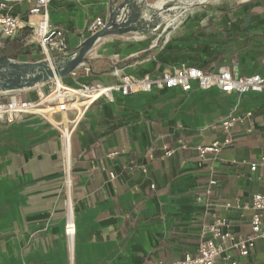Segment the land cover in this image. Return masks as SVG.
Instances as JSON below:
<instances>
[{"label":"crops","instance_id":"crops-1","mask_svg":"<svg viewBox=\"0 0 264 264\" xmlns=\"http://www.w3.org/2000/svg\"><path fill=\"white\" fill-rule=\"evenodd\" d=\"M35 4L8 6L24 26L0 36L10 44L0 56L41 60L28 27L39 19L29 13ZM107 6L108 0H52L49 21L70 50L87 38L94 18L105 21ZM158 35L110 37L89 54L90 66L60 81L110 84L116 69L140 78L181 65L264 78V0H215L188 11L156 45ZM39 90L18 96L33 101ZM113 100L96 101L71 135L68 191L58 130L36 115L0 122V264H69L70 256L72 264H173L195 254L215 218L226 219L235 235L250 233L251 198L264 192V90L226 94L193 86L114 93ZM248 112L251 118L231 130L229 146L199 154L223 140V120ZM235 201L239 209L225 208ZM69 203L76 227L70 246L63 233ZM261 227L264 233V218ZM233 257L264 264V236L248 257Z\"/></svg>","mask_w":264,"mask_h":264},{"label":"built area","instance_id":"built-area-1","mask_svg":"<svg viewBox=\"0 0 264 264\" xmlns=\"http://www.w3.org/2000/svg\"><path fill=\"white\" fill-rule=\"evenodd\" d=\"M21 0H0V36L12 37L23 26L20 17L8 14L7 8L10 4L19 3ZM52 0H36L35 7L30 10L31 15L39 19L35 24H29L31 37L37 42L43 60L51 61L69 51L65 34L55 28L49 21V6ZM104 25L102 17L94 18L87 26V32L92 35L99 31ZM115 82L110 84L95 83L90 85H78L68 87L61 83L60 79H54L36 89L45 86V90L37 91V98L33 101H24L18 93L2 94L4 100H0V122L10 123L22 119L26 115L41 117L59 132L66 159L65 188L70 189L69 178V145L71 135L79 125L85 111L100 99L113 102V94L120 93L122 96L137 93H148L154 90L180 89L187 92L193 86L200 90L218 89L226 94H245L249 92H262L264 90V78L258 75L239 77L228 68L217 71L205 72L195 67L181 65L169 72L159 76L151 77L146 74L140 78L122 74L120 70L112 73ZM251 113L244 116H232L220 123L224 134L222 141H214L209 146L198 148L202 156L206 153L218 154L231 143V130L237 123L243 122L245 118H251ZM64 120L66 122H64ZM171 151L166 150L165 156ZM151 158V156H150ZM260 163H264V158ZM257 163L250 164L253 172ZM113 177L112 175H110ZM211 184H215L211 182ZM226 209H239V201L225 204ZM250 209V233L238 236L228 230V222L224 218H215L209 226L210 237L202 241L193 256L186 255L173 264H239L233 257H248L255 248L256 241L264 236L262 231V220L264 218V192L256 193L251 198ZM76 227L73 219V209L68 204L67 218L63 233L67 239L68 246L71 245L75 235ZM72 264V256L69 257ZM156 264H164L158 262Z\"/></svg>","mask_w":264,"mask_h":264},{"label":"water","instance_id":"water-1","mask_svg":"<svg viewBox=\"0 0 264 264\" xmlns=\"http://www.w3.org/2000/svg\"><path fill=\"white\" fill-rule=\"evenodd\" d=\"M108 0L107 13L103 27L89 35L76 47L51 61L20 62L0 56V93H22L36 89L54 79H63L75 70L90 66L89 54L101 42L110 37H150L158 28L165 25L155 44L163 42L172 28L186 16L191 9L209 4L215 0ZM179 17L169 26L166 20L176 13ZM118 70V69H116Z\"/></svg>","mask_w":264,"mask_h":264},{"label":"rangeland","instance_id":"rangeland-1","mask_svg":"<svg viewBox=\"0 0 264 264\" xmlns=\"http://www.w3.org/2000/svg\"><path fill=\"white\" fill-rule=\"evenodd\" d=\"M149 2V1H148ZM150 4H153V3H150ZM165 25L163 24L162 26H160L159 28H158V30L156 31V33L158 32V34H160L161 33V31H162V29H163V27H164ZM155 33V34H156ZM9 42L8 41H6V40H1L0 41V53L2 52V47L3 48H9L10 47V44H8ZM41 60H43V57L41 56ZM34 62V61H33ZM41 90H45L46 88H45V86L44 87H42V88H40Z\"/></svg>","mask_w":264,"mask_h":264},{"label":"bare ground","instance_id":"bare-ground-1","mask_svg":"<svg viewBox=\"0 0 264 264\" xmlns=\"http://www.w3.org/2000/svg\"><path fill=\"white\" fill-rule=\"evenodd\" d=\"M196 1H203V0H189L188 1V3H194V2H196ZM179 13L180 12H178V13H176L175 15H173L172 17H170V18H168L167 20H166V24L168 25V23L170 22V21H172V20H177V18L179 17ZM170 26V25H169ZM65 121V120H64ZM66 122V121H65Z\"/></svg>","mask_w":264,"mask_h":264},{"label":"trees","instance_id":"trees-1","mask_svg":"<svg viewBox=\"0 0 264 264\" xmlns=\"http://www.w3.org/2000/svg\"><path fill=\"white\" fill-rule=\"evenodd\" d=\"M88 36H89V34L87 35V37H88ZM13 57L16 59V58H17V55L14 54Z\"/></svg>","mask_w":264,"mask_h":264}]
</instances>
